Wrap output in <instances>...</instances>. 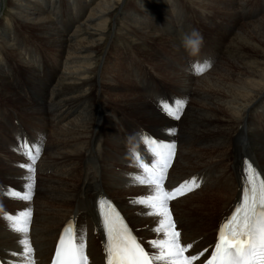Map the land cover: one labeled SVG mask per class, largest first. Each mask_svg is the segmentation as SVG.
<instances>
[{"label":"bare ground","instance_id":"1","mask_svg":"<svg viewBox=\"0 0 264 264\" xmlns=\"http://www.w3.org/2000/svg\"><path fill=\"white\" fill-rule=\"evenodd\" d=\"M197 1L201 6H211L210 0ZM129 2L0 0V15L9 12V18L29 24L33 36L43 37L56 48L52 59L31 56L32 64L14 62L6 50L15 56L23 51L31 54V50L26 47L15 22L6 20V23L0 18V80L5 70L12 73L19 67L22 72L29 71L39 82L38 92L43 93L44 101V106L37 104L36 110L30 107L37 112L38 122L27 117L31 128L41 126L40 131L36 130L39 143L36 142L44 157L36 158L32 165L34 173L21 167L31 163L27 157L11 156L2 158L7 164L0 162V256L9 264H27L25 256L20 254L23 249L20 241L25 234L15 231L5 216L26 210L31 211L26 236L34 250L35 264L47 263L59 229L71 217L76 219L77 230L84 233L89 264H103V241L95 210L99 195L116 202L149 251H157L150 241L163 238V233L155 231L160 218L145 215L149 209L134 202L146 197L150 186L135 180L141 172L131 155L122 158L131 166L122 174L118 168L106 170L102 161V151L119 141L120 124L125 127L128 122L119 109L112 111L114 106L104 102L103 87L107 85L120 92L127 91V106L152 122L149 129L153 132H148L175 145L176 157L169 170L170 182L164 186L166 190L190 175L203 177L199 189L169 203L181 242L193 243L194 251L213 240L215 227L237 200L244 157L255 162L264 174V122H261L264 116L261 106L264 0H229L234 9L229 21L237 29L211 39L210 46L215 47V53H206L204 44L187 43L191 35V40L197 41L192 27L189 31V22L194 25L196 22L183 0H138L132 6ZM4 7L7 9L3 10ZM156 10L162 11L165 18L154 16L152 20L151 14ZM195 14L199 18L203 15ZM158 23L164 25L161 27ZM139 33L160 41L167 39L165 50L174 57L167 61L166 54L160 57L157 49L135 37ZM129 44H137L134 48L142 53L144 61L152 64L157 75L150 72L146 75L145 68H135L140 65L139 61H129L131 76L120 79L113 75L111 81L103 82L105 69L123 71L127 62H111L110 57L127 53ZM194 62L206 63V71L192 73ZM179 67L183 71H178ZM160 70L167 74L162 76ZM145 76L169 78L171 84L154 79L147 82ZM151 84L159 85L164 92L158 87L152 88ZM10 93L18 102L20 96L12 90ZM176 100L184 105L179 119L166 114L159 106V102L171 104ZM133 131L130 128L129 133L138 146L140 138ZM46 137L47 142L42 143ZM8 142L17 149L14 137ZM220 149H226L222 157L218 156ZM218 162L221 166L211 165ZM206 166L210 167L202 169ZM29 184L32 185L31 200L15 198L4 191L24 194L29 191Z\"/></svg>","mask_w":264,"mask_h":264},{"label":"snow or ice","instance_id":"2","mask_svg":"<svg viewBox=\"0 0 264 264\" xmlns=\"http://www.w3.org/2000/svg\"><path fill=\"white\" fill-rule=\"evenodd\" d=\"M207 67L206 63L193 64V70L197 74H202ZM183 106V102L179 100L171 104L167 101L160 102L161 110L176 119H179V112ZM142 139L155 162L139 165L142 172L135 180L150 186V192L146 197L138 198L134 202L149 209L145 215L160 218L155 231L163 233V238L150 241L151 246L157 250L150 254L133 235L116 207L107 199L100 198L97 202L98 212L107 235L106 264H194L208 249L199 254L186 255L192 245L181 243V234L176 229L169 201L193 191L200 185L196 178H192L171 190H166L164 181L167 178V169L171 166L175 145L157 142L149 136H143ZM18 150L31 160L29 165L21 167H27L34 173L32 165L39 155V146L34 143L29 145V142L22 139L18 144ZM137 159L140 157L137 156ZM244 164L246 183L242 186L241 198L219 228L210 257L205 258L202 264H264V177L250 161L246 160ZM28 188L29 191L24 194L9 192L8 189L4 191L12 197L31 200L32 185L29 184ZM30 217V210L22 211L18 215L5 216L12 222L15 231L25 234V238L20 241L23 245L20 254L25 256L27 264H35L34 250L26 236ZM52 264H89L82 230H77L71 223L65 227L55 249Z\"/></svg>","mask_w":264,"mask_h":264},{"label":"rangeland","instance_id":"3","mask_svg":"<svg viewBox=\"0 0 264 264\" xmlns=\"http://www.w3.org/2000/svg\"><path fill=\"white\" fill-rule=\"evenodd\" d=\"M129 1H130L129 4L132 6L133 4H136L138 0H129ZM183 1L186 3L187 6L189 5V9L192 12V15H190V16L196 22L195 23L196 25H194V23L192 21L189 22V24H190L189 25V31H190V28L192 27L191 30H196V32L199 33V36L203 37L202 42H199L198 44H204L205 45L204 50L205 51L207 50L206 53L214 52V50H215V47L210 46V41L213 37H216V36L224 37V32L229 31L230 29L231 30L237 29L236 26H234V24L232 22L230 23V21H229V15L232 14V12L234 10L232 8V5L229 3V0H221V1L220 0H210L211 6H201L197 0L196 1L195 0H183ZM148 4H150V6L148 5L149 7H153L151 5L152 3H148ZM208 7H210V8H208ZM5 9H7V8L4 7L3 10H5ZM195 13H200L201 15L202 14L203 15L201 16V18H199V16H197V14H195ZM9 15H10L9 12H4L3 14L0 15V18L4 22H6V20H9L8 22H11L12 24L15 22L14 24L17 26L18 30L24 36V39H25L24 41H25L26 47L31 50V54L27 51L26 52L23 51L22 54H19L17 56H15V54L12 53L10 50H6V53H9L12 56V59L14 62H18L20 65H22L21 62H23V61H25L26 63L32 64L34 59L31 58V56H33L35 58L36 57L41 58V56H43L44 60H49V59L54 58L53 54L56 52V48H54L55 46L51 42L45 40L41 36H36V34L33 36L31 33V28L29 27L30 26L29 24H25V23L23 24L21 22H18V20H14V17L9 18ZM154 16L159 17V18L164 17L162 14V11L159 12L157 10L154 12L153 15L151 14L152 20H154ZM203 16H206V18H203ZM158 24L161 25V27L164 25V24H160V23H158ZM25 25H27V26H25ZM195 26H196V29L194 28ZM186 28H187V26H185V28H183V29H186ZM142 35L143 34L139 33L135 37H138V38L144 40L145 42H147L148 45L153 46L155 49H157L158 53L160 54V57L164 56L162 53L167 55L166 61L168 60L169 57H174L173 54H171L168 50H165V45L168 44L167 39L164 38L163 40L160 41V40L156 39V37H154V36H151V37L147 36L146 37V35H143V36ZM227 35H229V34H227ZM192 36L193 35H191V39H192ZM196 38L198 41L199 37L196 36ZM187 39H188V37H187ZM214 42H215V40H213L212 46H213ZM225 42H227V41H225ZM136 46H137V44H134L133 46H131V44H129V46L127 48V53H121V54H118L117 56H115V55L113 56L111 54V57H110L111 62H120L122 60L121 61L122 63L123 62H127V63L126 64L123 63V64H125L124 65L125 68L123 69L122 72L121 71L120 72L119 71H117V72L112 71V69H111L112 67L105 69L106 71L104 72V75H103V82L108 83L109 81H111V77L113 75H116L120 79H123L125 77L128 78L129 76H131L133 73L130 70V66L128 65L129 61H139L140 65L137 64L135 66V68L137 69L139 66L145 68L146 72H143L145 74L147 72H150L152 74H156V71L153 70L154 68L152 67V64L144 61V57H143L142 53L140 51L136 50V48H134ZM201 47L202 46H200V48ZM16 50L19 51V49H16ZM201 52H203V50ZM208 60L211 61L212 58L209 57ZM211 68H212V66L208 70H211ZM177 70L183 71V70H181V67H179V69H177ZM161 71L162 70H160V73L162 74V76H165L167 74V73H164L165 71L164 72L163 71L161 72ZM187 71H190V70H187ZM41 72H42L41 74L44 76L45 75L44 70L41 69ZM192 73H194L195 75H198L195 71H192ZM118 74H120V75H118ZM2 75H3V79L0 80V111H1L0 114H2L3 117L0 116V162L3 164H7L6 159H2V158H7V157H11V156H13V157H27L26 155L22 154L21 151L18 150L19 137L16 138L17 135L18 136H26L25 138L30 142L31 145L34 143L35 145L38 146L39 142L37 141V139H38L37 131L41 130V126L37 127V125H36V127L31 128V126L28 122L29 120L27 119V117L28 116L32 117V118H34V119H32L33 121L35 120L36 122H38L35 118V117H37V112H35L33 109L36 110V106L38 107L37 104L44 106V101L41 98V95H43V93L38 92V89L40 87L39 82L36 80V78L33 75H31L29 73V71L22 72V70L18 67L17 70H14L12 73L7 71V70L2 71ZM146 75H149V74H146ZM120 76H122V77H120ZM123 76H125V77H123ZM154 77L150 78V77L145 76L147 82L152 81L154 79V80H160V82H161V80H163V82H165L166 84H171L170 82H168L170 80L169 78L168 79L167 78L166 79L165 78L159 79V77H157V76H154ZM6 81L9 82L11 86H9V84ZM150 86L152 88L158 87L164 92V89H162L159 85L151 84ZM7 89H11L12 92H16L20 96L18 102H16L17 101L16 99H15L16 101H14V98L10 93L11 90L8 91ZM103 90H105V91H103L104 102L108 105L110 104V107L114 106L113 108H111L112 111H114V110L117 111L119 109L120 112H122V116H124L128 120L127 124H124L125 127L120 124L118 132H119L121 139L119 138V141H117V143H111L110 145H108L107 148L104 149L102 151V154H101L102 161L106 164V166L108 168L106 170H110L112 168H118L117 171L122 174V173H124L125 170L131 169V166H129V164L127 162L122 160V158L129 157V155H130L129 148L132 145L137 144L135 142V138L132 135H130V133H129L130 128H134L135 131H133L132 133L136 134V135L138 134L137 138H140L141 132H146V131L148 132L150 130L149 127L152 124V122H149V120L146 118L145 115L136 113V110L127 106V101H126L127 100V98H126L127 97L126 96L127 91H121L120 92V91H117L115 89H111L109 87V85H107L106 88L103 87ZM153 91H155V90H153ZM119 93H121V94H119ZM115 95H116V98L114 99ZM106 97H108V98H106ZM107 99H108V101H107ZM121 99H123V100H121ZM119 102H121V103H119ZM28 104H30V105L28 106ZM261 106L264 108V100L262 101ZM30 107L33 109H31ZM97 116H98V114H97ZM19 122H20V124H19ZM261 122H264V116H263V119L261 120ZM160 124H163V123H160ZM136 128H138V130ZM150 131H152V130H150ZM128 135H129V137H127ZM10 137L15 138V141H16L15 147H17V149H15V150H14V147L10 146V144L8 142ZM47 140L48 139L46 137L42 143H46ZM95 147L97 149L98 145L95 144ZM225 152H226V149H220V151H219L220 155H218V156L222 157ZM43 154H44L43 150L41 151V149H40L38 157H44ZM217 154H218V152H217ZM213 156L215 157L216 155H213ZM109 165H110V167H109ZM211 165L217 167L216 165L221 166V163L218 162L217 164L214 163ZM209 167L210 166H206L205 168H202V169H207ZM78 169H79V174H80L82 169L80 168V166ZM212 175H211V177H212ZM103 187L104 186L102 183L101 188H103ZM191 194L192 193H190L188 195H191ZM108 198H110V197H108ZM76 207L73 209V211L76 210ZM179 226H180V224H179Z\"/></svg>","mask_w":264,"mask_h":264},{"label":"clouds","instance_id":"4","mask_svg":"<svg viewBox=\"0 0 264 264\" xmlns=\"http://www.w3.org/2000/svg\"><path fill=\"white\" fill-rule=\"evenodd\" d=\"M193 34L196 35V36H198V37H199V40H198V41H193V40H191L190 38H188V39H187V43H188V44H193V43H199V42H202L203 37H202V36H199V33L196 32V30H193Z\"/></svg>","mask_w":264,"mask_h":264}]
</instances>
